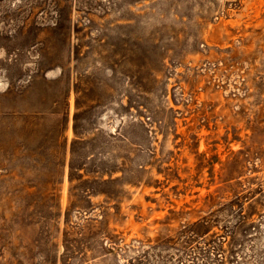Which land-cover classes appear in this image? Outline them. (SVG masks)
Listing matches in <instances>:
<instances>
[{"label":"rangeland","instance_id":"374dc122","mask_svg":"<svg viewBox=\"0 0 264 264\" xmlns=\"http://www.w3.org/2000/svg\"><path fill=\"white\" fill-rule=\"evenodd\" d=\"M0 264H264V0H0Z\"/></svg>","mask_w":264,"mask_h":264},{"label":"trees","instance_id":"16d2710c","mask_svg":"<svg viewBox=\"0 0 264 264\" xmlns=\"http://www.w3.org/2000/svg\"><path fill=\"white\" fill-rule=\"evenodd\" d=\"M69 169H70V171H72V170H73V167H72V166H70V167H69ZM70 179H72V178H71V176H70Z\"/></svg>","mask_w":264,"mask_h":264}]
</instances>
